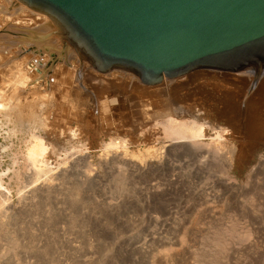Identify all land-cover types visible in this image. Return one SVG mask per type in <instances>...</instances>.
I'll return each instance as SVG.
<instances>
[{
  "label": "rangeland",
  "instance_id": "374dc122",
  "mask_svg": "<svg viewBox=\"0 0 264 264\" xmlns=\"http://www.w3.org/2000/svg\"><path fill=\"white\" fill-rule=\"evenodd\" d=\"M15 11V9L14 13L9 11L8 15L12 14L14 18ZM56 64L58 63L55 62L54 65ZM2 69H0L1 73ZM112 71L130 74L136 78L135 81L140 84L139 86H143L133 72L122 69ZM98 74L97 79L104 75L101 72ZM231 74L216 70H195L183 77L173 79L180 81L179 91L171 90L173 85L170 89L163 90L166 93L163 92L161 95L157 92L164 88L165 80L156 86H143L150 92L154 90L158 96L160 95L159 97L155 96L154 91L153 96L152 93L141 95V88L128 86L126 82L124 84V80L115 83L117 90L114 89L115 84L111 85L112 89L108 87L104 89L98 85L96 76H94L95 81L92 78L88 82L83 75L82 84L84 86L87 82L92 84L95 89L93 92L91 90V97L97 96V101L96 98L93 99L92 105V102L86 104V100L77 101L78 103L73 100L74 104L80 105V102L86 104V106L81 104V108L75 104L77 107L75 109L71 105L72 100L66 102L64 106L66 110L63 109V112L68 111V113L61 112L60 116V113L53 111L51 117L47 116L48 119L45 120L47 124L53 126L52 129H56L54 131L56 136L40 131L47 142L45 153L47 174H50L48 170H52L51 174L53 173L49 175L50 177L57 174V177L56 175L53 177L55 179L48 186V190L46 186L45 189L43 188L48 175L46 173L44 177L41 175L46 171L45 166L42 165L43 168L38 164L36 165L38 168L34 169L35 165L31 167L30 161L26 160V147H30L31 142L29 136L18 131L20 124L14 119L8 122L0 117V192H2L0 195L3 196H0V264H264V99L258 100L255 95L264 80V74L258 76L255 86L252 83L254 76L250 79L247 76L236 77L238 73ZM3 76L1 75L0 78L2 79ZM2 80H0V88L4 86L2 83H6ZM181 84L185 85L184 89V85ZM124 85L126 89L121 88ZM120 89L127 93H122ZM136 89L140 91L137 92ZM133 90H136L137 94ZM102 94L104 98L107 97L106 101ZM122 95L124 96L118 97ZM114 98H117L116 101ZM160 98H164L168 103L175 101L172 108H177L178 104L181 107L187 104L195 105L186 114L178 111L176 115H171V118L202 124L204 136L198 144L189 141L170 143L165 138L158 122L167 117L162 118L161 114L154 116L155 108L152 107L154 103L158 104L162 100ZM177 98H182L184 103ZM114 101L115 105H113ZM105 102L110 104L109 106L107 103L109 110L114 106L113 110L108 111L109 115L106 113L107 117L113 118L112 120L109 118L110 121L108 119L107 123L103 118L105 116L100 112L101 108L106 107ZM97 103L103 105L99 107ZM122 103L124 106L120 105L122 109L119 110V104ZM144 105L146 108L151 106L152 110L147 108L145 112L146 108L142 109ZM94 106L99 107L98 110L95 109L96 107L92 108ZM89 109L93 111L89 112ZM140 110L145 113L153 111V113L151 112V115L147 113L148 117L147 114L145 117ZM97 113H100L98 117ZM152 114L156 117L155 120ZM54 116L59 121L58 124L56 120L53 122ZM89 116L91 119L88 118ZM57 117H61L59 119L64 117L65 120H59ZM230 118L232 124L228 122L231 121ZM123 123L129 126L128 130L123 129L126 128ZM255 123L262 130L255 131L256 133L250 132V127L257 126ZM65 124H68L66 128ZM140 124L143 125L142 128L139 127ZM69 125H71L70 129ZM236 125L241 126L237 128ZM245 125H248V128ZM105 126L109 129H103ZM61 129L66 130L61 133L62 136L59 133L64 130ZM71 129L76 133L78 131L77 134L75 133L77 136ZM238 130L246 132L242 134ZM67 131H71L72 135ZM217 133L219 135L222 133L221 140H218L220 146H216L217 142L212 140ZM112 136L120 139L121 142L111 138ZM53 137L57 139L56 142ZM67 137L72 141H68ZM121 137L128 141H124ZM109 138L114 140L113 143L122 146L118 148H123V154H126L124 163L122 161L117 165L108 164V159H112L111 155L114 151L117 155L114 153L113 157L123 155L118 148L115 150L112 148L113 152L111 148H109L111 151L106 152L108 147L104 150V146L111 143ZM52 142L51 148L49 143ZM150 148H152L150 152H147ZM51 149L58 151L56 154H60L56 155ZM76 150L80 151L77 153ZM108 152L112 153L109 155ZM65 154L69 155L65 156ZM61 159L64 161V168ZM84 159L90 161L91 165ZM76 160L78 164H75ZM80 161H84L86 167L88 164L90 167L93 166L91 170L97 173L98 182L96 180L92 184L91 181L86 182L83 172L90 167L85 168L84 162L82 166ZM74 164L80 170L84 167V171L80 173L82 176L79 175V180L81 179L82 182L76 178L80 170L78 171ZM103 164L108 165L104 168ZM41 168L45 169L44 172L40 170ZM40 171L43 173L38 174ZM63 171L66 172L65 175ZM37 174L42 177H39V182L34 179L38 178ZM65 176L68 178L66 179ZM33 181H36L35 184ZM40 188H43L41 191L44 192L41 193ZM18 190L22 194H18Z\"/></svg>",
  "mask_w": 264,
  "mask_h": 264
},
{
  "label": "water",
  "instance_id": "95a60500",
  "mask_svg": "<svg viewBox=\"0 0 264 264\" xmlns=\"http://www.w3.org/2000/svg\"><path fill=\"white\" fill-rule=\"evenodd\" d=\"M95 70L156 86L192 71L264 72V0H17Z\"/></svg>",
  "mask_w": 264,
  "mask_h": 264
},
{
  "label": "bare ground",
  "instance_id": "6f19581e",
  "mask_svg": "<svg viewBox=\"0 0 264 264\" xmlns=\"http://www.w3.org/2000/svg\"><path fill=\"white\" fill-rule=\"evenodd\" d=\"M16 10L15 11V16H14V18H13V15L11 14V15H8L10 12L9 11H12L11 13H14L13 11H14V9ZM10 9H13V10H10ZM14 22V23H13ZM62 31H61V29H60V27H59V25L57 24V23H55L52 19H49V18H47L46 16H44V15H42V14H40V13H35V12H33V11H31L30 9H27V8H25L24 6H22V5H19V3L16 1V0H0V69L1 68H3L2 69V73L0 72V77H1V75L4 77H2V79L4 80V82H6V83H2L4 86L2 87V88H0V117H2V119L3 120H6V121H8V122H11V120L12 119H14L18 124H20V130H18V131H20V133L21 134H24V135H28L29 136V138H30V147L28 146V147H26L27 149H26V151H27V153H25V154H27L25 157L27 158L26 160H27V162H28V160L30 161L29 163L32 165L31 167H33L34 165V169L35 168H38V166H36V165H38V164H41V166L42 165H44L45 166V169L47 168L46 167V161H45V157H47L46 155H45V153H46V150H47V142L45 141V139L46 138H43L42 136H44V135H42L41 136V134L40 133H42V132H40V131H44V132H46L47 133V135H55L54 133V131H56V129L54 130V129H52V127L50 126V124H47L46 123V121L45 120H47L48 119V117H51V115L53 114L52 112L53 111H55V113H57L58 112V114L60 113V116H61V112H63L64 110H66V109H64V106H66V102H69L70 100H75V102H79V101H84L85 102V100H86V104H89V103H91L92 102V105H93V103H94V101H93V99H95L96 97H94V98H92L91 97V90H92V92H93V89H95L94 87H92V84L90 85V84H88V82H90V80H92V78H93V81H95L94 79V76H96V79H97V76L99 75L98 74V72H96L87 62H86V58H84V56H83V54L82 53H76L74 50H73V48H72V46L70 45V43L69 42H67L65 39H64V37L62 36ZM55 62H57L58 64H56V65H54V63ZM114 71H112V73H110V72H107V74L106 73H104V75H101L100 77H98L99 79H97L98 80V85H100V87H102V88H104V87H108V88H110V89H112V86L116 83H118V82H120L121 80L123 81L124 80V84H125V82H126V85L128 84V86H133V88L135 87H139V89L141 88V95H142V93H143V95H145V94H151L153 91H149L147 88H145V87H143V86H146V85H141V86H139L137 83V81H135L136 80V78L134 77V76H132V75H130V74H126V73H124V72H120V71H115V73H113ZM206 72V71H205ZM100 73V72H99ZM109 73V74H108ZM106 74V75H105ZM195 74V73H194ZM201 74V73H200ZM203 74H204V72H203ZM231 74V73H230ZM263 74H264V72H263ZM83 75H85L86 76V80L88 81L87 83H84V84H86L85 86L82 84V81H81V77L83 76ZM221 75V74H220ZM232 75V74H231ZM236 77H238V76H247V77H250V79H251V77H253L254 76V78H253V80H252V83L254 84H252L253 86H255V84H256V81L255 80H257V79H259V75H257V74H255L254 72H242V73H238L237 75H235ZM183 77V76H182ZM189 77V76H188ZM188 77H186V78H188ZM228 77H229V75H228ZM6 78V79H5ZM218 78V77H217ZM1 78H0V80H2ZM190 79V78H189ZM214 79V78H213ZM250 79H249V81H250ZM2 80V81H3ZM96 80V81H97ZM115 82H114V81ZM165 80V82H164V88L163 89H160V91L159 92H157V94H162L163 92H165L166 90H167V88L168 89H170L173 85H174V87H172V89L171 90H176V89H178V91H179V88H180V85H179V82L180 81H174L173 79V81H169V80H166V79H164ZM181 80V79H180ZM223 80V79H222ZM229 80V79H228ZM236 80V79H235ZM182 81V80H181ZM183 82H184V80H183ZM248 82V81H247ZM1 83V82H0ZM100 83V84H99ZM239 83V82H238ZM258 83H259V81H258ZM116 84H115V90H117L116 88ZM120 84V83H119ZM121 84H122V82H121ZM185 84V83H184ZM184 84H181L182 86L184 85ZM94 85V84H93ZM95 85H96V83H95ZM112 85V86H111ZM126 85H124L123 87L121 86V88H125V86ZM109 86H111V87H109ZM118 86H120V85H118ZM99 87V88H100ZM187 87V86H186ZM98 88V89H99ZM120 88V87H119ZM118 88V89H119ZM127 88V87H126ZM125 88V89H126ZM132 88V89H133ZM185 88V85H184V87H183V89ZM105 89V88H104ZM109 89V90H110ZM124 89V90H125ZM128 89H129V87H128ZM127 89V90H128ZM102 90V89H101ZM109 90H107L108 92H109ZM122 90L123 89H120V91L122 92ZM137 90V89H136ZM136 90H133V91H135L136 92ZM163 90H165V91H163ZM255 90H257V89H254V91ZM138 91H140V90H137V92ZM157 91V90H156ZM103 92V91H102ZM106 92V91H105ZM113 92V91H112ZM123 92H126L127 93V91H123ZM122 92V93H123ZM130 92H131V90H130ZM137 92H136V94H137ZM161 92V93H160ZM168 92V91H167ZM188 92V91H187ZM99 93H100V91H99ZM99 93H97V94H99ZM109 93H111V92H109ZM154 94H155V96H158L156 93H155V91L153 92ZM153 93H152V96H153ZM166 93V92H165ZM169 93V92H168ZM178 93V92H177ZM186 93V92H185ZM223 93V92H222ZM96 94V95H97ZM125 94V93H124ZM133 94V93H132ZM135 94V95H136ZM139 94V95H140ZM251 94V93H250ZM101 95V94H100ZM103 95V94H102ZM104 95H105V93H104ZM104 95H103V98H104ZM111 95V94H110ZM126 96H128L127 94H125ZM134 95V94H133ZM159 95V96H160ZM168 95V94H167ZM166 95V96H167ZM255 95L257 96V99L258 100H261V99H264V80H263V82L260 84V86H259V88H258V90L256 91V93H255ZM112 96V95H111ZM110 96V97H111ZM124 95H122V96H118V97H123ZM158 96V97H159ZM101 98H102V96H100ZM140 97H142V96H139V98ZM101 98H99V99H101ZM103 98H102V100L101 101H103ZM107 98V97H106ZM106 98H104V100L106 101L107 99ZM125 98H127V99H129L128 97H125ZM138 98V97H137ZM143 98V97H142ZM154 98V97H153ZM254 98V97H253ZM253 98H251V100L253 99ZM109 99H112V98H109ZM115 99H117V98H114V100ZM124 99V98H123ZM126 99V100H127ZM151 99V98H150ZM158 99V98H157ZM156 99V100H157ZM162 98H160V100H161ZM177 99H179V98H177ZM182 99V98H181ZM181 99H179V100H181ZM125 100V101H126ZM163 100V101H162ZM161 101H159V103L158 104H156V103H154L153 105L154 106H152L153 108H155V110L153 109V111H154V116H155V114H156V116L157 115H159V114H161L160 115V117H164L165 118V116L167 117V119H161L162 121H159L158 123V126L160 125V127H161V131H162V133H163V135L165 136V138H167L168 139V141L170 142V143H172V142H176V143H179L180 141L182 142V141H189V142H191V143H194V144H198L199 143V140L200 139H202L203 138V125L202 124H198V123H196V121L194 122V121H192V122H186V121H184V120H181V121H178L177 119H175V118H171V115L173 116V114L174 115H176L177 113H178V111H182L181 113L182 114H186L189 110H191L192 108H194L195 107V105L193 106V105H190V104H187V106H178V105H176V107L177 108H172L173 107V104H175V101H174V103H173V101L172 102H165L164 100V98L162 99ZM185 100V99H184ZM243 100V99H242ZM249 100V99H248ZM96 101H97V98H96ZM95 101V102H96ZM116 101V100H115ZM113 102V105H115V103L116 102ZM189 101V100H188ZM77 102V103H78ZM109 103H111L110 101H108ZM107 102V103H108ZM123 102V101H122ZM142 102V101H141ZM184 103V101H182L181 100V103ZM186 102L187 101H185V104H186ZM195 102V101H194ZM7 103V104H6ZM77 103H75L76 104V106H78L79 104H77ZM106 103V102H105ZM107 103H106V107L103 109V108H101V109H99V110H101L100 112H102L103 113V115L105 116V117H103L104 118V121L107 123L108 122V119L110 118V117H107V114L106 113H108V115H109V112L108 111H110V110H113L114 109V106H112L113 108H111L110 110L109 109H107ZM108 103V105L110 106V104ZM126 103V102H125ZM153 103V102H152ZM151 103V104H152ZM192 103V102H191ZM70 104H71V102H70ZM75 104H74V101L72 102V104L71 105H73L74 106V109L75 108H77V107H75ZM81 104H83L82 102H80V105ZM86 104L84 105V106H86ZM98 104V103H97ZM96 104V105H97ZM102 104V103H101ZM103 104H104V101H103ZM102 104V105H103ZM124 103H122V104H119V107H120V105L122 106ZM127 104H128V101H127ZM140 104V103H139ZM192 104H194V103H192ZM195 104H196V102H195ZM79 105V106H80ZM91 105V104H90ZM90 105H88L89 107H90ZM99 105V104H98ZM97 105V106H98ZM102 105H99V107L100 106H102ZM112 105V104H111ZM196 105H199V103L198 104H196ZM78 106V107H79ZM82 106V105H81ZM81 106H80V108H81ZM87 106V107H88ZM97 106H94V107H92V108H95V109H97L98 110V108H97ZM124 106V105H123ZM138 106H140V105H138ZM143 106V105H142ZM146 105H144V107H142V109H144V108H146L145 107ZM86 107V109H88ZM104 107V106H103ZM119 107H118V109H119ZM151 107V106H150ZM149 106L147 107V108H150ZM67 108V107H66ZM72 108V107H71ZM70 108V109H71ZM140 109H141V107H139ZM147 108L145 109V112L147 111ZM64 109V110H63ZM69 109V108H68ZM83 109H84V107H83ZM90 109H91V107H90ZM89 109V112H92L93 111V109H92V111ZM122 108L120 107V109L119 110H121ZM151 109V108H150ZM149 109V110H150ZM118 110V111H119ZM152 110V109H151ZM70 111V110H69ZM95 111V110H94ZM117 111V112H118ZM123 111V110H122ZM126 111V110H125ZM153 111H151L152 113H153ZM167 111H169V112H167ZM71 112H72V109H71ZM73 112H76V111H73ZM99 112V111H98ZM120 112V111H119ZM124 112V111H123ZM143 113L142 115L144 116L145 114H147V113H145L144 111H141L140 110V113ZM151 112H149L148 114L149 115H151ZM52 113V114H51ZM63 113H68V111L67 112H63ZM62 113V114H63ZM79 113H80V116H81V112L79 111ZM95 113H96V111H95ZM111 113H113V112H111ZM115 113V112H114ZM129 113V112H128ZM47 114V115H46ZM85 113H83V115H84ZM100 113H97L96 115H97V117H98V115H99ZM148 114H147V117H148ZM165 114H167V115H165ZM46 115V116H45ZM55 115V114H54ZM57 115V114H56ZM74 114H72V116H73ZM82 115V116H83ZM86 115H88V113L86 114ZM48 116V117H47ZM67 116V115H66ZM101 116V115H100ZM111 116V115H110ZM153 116V114H152V117L154 118V120H155V118L156 117H154ZM170 116V117H169ZM56 116H54V118H55ZM71 117V116H70ZM69 117V118H70ZM75 117V116H74ZM74 117H71V118H74ZM79 117V116H78ZM91 116H89L88 118L89 119H91L90 118ZM94 118L93 119H95V116H93ZM96 117V118H97ZM118 117V116H117ZM145 117H146V115H145ZM177 117V116H176ZM58 118V117H57ZM59 118H61V117H59ZM58 118V119H59ZM63 119H59V120H65L64 119V117H62ZM67 118V117H66ZM84 118V117H83ZM99 118H101V117H99ZM149 118H150V116H149ZM152 118V119H153ZM50 119V118H49ZM68 119V118H67ZM78 119V118H77ZM85 120H86V118H84ZM88 119V120H89ZM111 119V118H110ZM110 119H109V121H110ZM113 119V118H112ZM111 119V120H112ZM158 119V118H157ZM229 119V118H228ZM52 120H54L53 122H55V120L57 121V119L55 118V119H52ZM72 120V119H71ZM76 120V119H75ZM84 120V121H85ZM88 120H87V124L89 123L88 122ZM230 120H231V118H230ZM13 121V120H12ZM68 121V120H67ZM67 121H65V122H67ZM73 121V120H72ZM77 121V120H76ZM80 121V120H79ZM97 121H99V119L97 120ZM104 121H103V123H104ZM117 121V120H116ZM115 121V122H116ZM124 121V120H123ZM48 122V121H47ZM58 122L59 121H57V124H58ZM64 122V123H65ZM75 122V121H74ZM121 122V121H120ZM153 122V121H152ZM161 122V123H160ZM228 122H231V124H232V120L231 121H229L228 120ZM227 122V123H228ZM252 122V121H251ZM250 122V123H251ZM63 123V124H64ZM67 123H69V122H67ZM79 123V122H78ZM81 123V122H80ZM86 123V122H85ZM102 123V124H103ZM111 123V122H110ZM112 123H114V122H112ZM252 123H254V122H252ZM258 123V122H257ZM257 123H255V124H257ZM10 124H12V123H10ZM14 124V123H13ZM18 124H17V126H18ZM52 124V123H51ZM54 124V123H53ZM62 124V122H60V125ZM73 124V123H72ZM115 124V123H114ZM118 124V123H117ZM121 124V123H120ZM124 124V126L125 125H127L126 123H123ZM156 124V123H155ZM155 124H153V125H155ZM230 124V125H231ZM248 124H249V121H248ZM259 125H260V123H258ZM257 124V126L256 125H254V127H250V132H253L254 131V133H256L257 131H260V130H262L260 127H259V125ZM262 124V123H261ZM1 125V124H0ZM16 125V124H15ZM59 125V126H60ZM66 125V124H65ZM68 125V124H67ZM67 125L66 126H64V125H62V126H64L65 128L67 127ZM79 125V124H78ZM78 125H76V127L78 126ZM84 125V124H83ZM104 125H106V124H104ZM108 125V124H107ZM113 125V124H112ZM119 125V124H118ZM117 125V126H118ZM130 125V124H129ZM138 125V124H137ZM141 125V124H140ZM139 125V127H141L142 128V126L143 125H141L140 126ZM229 125V126H230ZM58 125H56V127H57ZM61 126V127H62ZM70 127H69V129L71 128V125H69ZM73 126V125H72ZM156 126H157V124H156ZM237 126V128H239L238 127V125H236ZM248 126V125H247ZM246 125H245V127H247ZM250 126H252V125H250ZM264 126V125H263ZM19 127V126H18ZM75 127V129H77ZM79 127H81V125L79 126ZM108 126H105L103 129H106ZM110 127V126H109ZM122 127V126H121ZM126 128H123L124 130L125 129H127V127H129V126H125ZM138 127V126H137ZM153 127H155V126H153ZM244 127V126H243ZM262 127V126H261ZM16 128V127H15ZM14 128V129H15ZM55 128V127H54ZM60 128V127H59ZM59 128H57V129H59ZM64 128V129H65ZM84 128L85 127H83V130H84ZM113 128V127H112ZM242 128V127H241ZM248 128V127H247ZM19 129V128H18ZM64 129H61V130H64ZM79 129V128H78ZM81 129V128H80ZM109 129V128H108ZM108 129H106V130H108ZM114 129V128H113ZM115 129H121V128H115ZM130 129H132L131 128V126H130ZM244 129V128H243ZM66 130H68V128L66 129ZM66 130H64V131H60V133H59V131H58V133L62 136V132H65ZM72 131L74 130V129H71ZM82 130V131H83ZM117 130V131H118ZM128 130V129H127ZM141 130V129H140ZM213 130H214V128H213ZM233 130H234V127H233ZM244 130H247V129H244ZM12 131V130H11ZM10 131V132H11ZM116 131V132H117ZM123 131V130H122ZM129 131H131V130H129ZM220 131H221V129H220ZM219 131V132H220ZM236 131V130H235ZM238 131H240V130H238ZM249 131V130H248ZM256 131V132H255ZM17 132V131H16ZM43 132V133H44ZM68 132V131H67ZM66 132V133H67ZM71 132V131H70ZM70 132H68V133H70ZM121 132V131H120ZM119 132V133H120ZM125 132V131H124ZM128 132V131H127ZM134 132H135V130H134ZM137 132H138V130H137ZM136 132V133H137ZM140 132V131H139ZM138 132V133H139ZM142 132V131H141ZM216 132H218V131H216ZM222 132V131H221ZM234 132V131H233ZM240 132H242V131H240ZM244 133L246 132V131H243ZM243 132H242V134H243ZM12 133V132H11ZM66 133H64V134H66ZM76 132H74L73 131V134L74 135H76L77 133H78V131H77V133L75 134ZM101 133V132H100ZM118 133V132H117ZM117 133H115V135L117 134ZM143 133V132H142ZM142 133H141V135H142ZM235 133V132H234ZM237 133V132H236ZM13 134H15L14 132H13ZM57 134V133H56ZM63 134V135H64ZM71 135H72V133H70ZM85 134V133H84ZM123 134V133H122ZM140 134V133H139ZM222 133H220V135H221ZM58 135V134H57ZM79 135H80V133H79ZM114 135V136H115ZM121 135V134H120ZM120 135H119V137H120ZM138 135V134H137ZM218 133L215 135L216 137L213 139L212 138V140L216 143H214L216 146H220V144H219V142H218V140L221 138V136H220ZM23 136V135H22ZM56 136V135H55ZM60 136V137H61ZM67 136V135H66ZM77 136V135H76ZM82 136V135H81ZM114 136H112L111 138H115ZM116 136H118V135H116ZM122 136V135H121ZM127 136V135H126ZM45 137V136H44ZM65 137V136H64ZM68 137H70V135H68ZM67 137V138H68ZM86 137V136H85ZM124 137V136H123ZM123 137H121V138H123ZM214 137V136H213ZM29 138H28V140H29ZM47 138H48V136H47ZM50 138H52V137H49V139ZM54 138V137H53ZM58 138H59V136H58ZM63 138V137H62ZM66 138V139H67ZM70 138H74L73 136H71ZM77 138V137H76ZM111 138H109L110 139V141H111V143H108V144H106L103 148H104V150L108 147V149L106 150V152L108 151V150H110L109 148H111V150H112V152H113V149L112 148H114V150H115V148H118V147H122V146H118V144L115 142V143H113L112 142V140H111ZM125 138V137H124ZM123 138V139H124ZM49 139H48V141H49ZM56 138H54V141L56 142L57 141V139L55 140ZM61 139V138H60ZM65 139V138H64ZM79 139V138H78ZM115 139H117V138H115ZM134 139V138H133ZM63 140V139H62ZM61 140V141H62ZM71 140V139H70ZM69 140V138H68V141H70ZM118 141H120L121 142V140L120 139H117ZM126 139H124V141H125ZM221 140V139H220ZM27 141V140H26ZM25 141V142H26ZM72 141V140H71ZM87 141V140H86ZM109 141V142H110ZM114 141V140H113ZM126 141H128V139L126 140ZM28 142V141H27ZM63 142V141H62ZM61 142V143H62ZM82 142V141H81ZM131 142V141H130ZM129 142V143H130ZM60 143V142H59ZM64 143V142H63ZM71 143V142H70ZM123 143V142H122ZM122 143H120V144H122ZM27 144V143H26ZM49 144H51V148H52V146H53V142L52 143H49ZM67 145H68V142L66 143ZM85 144V143H84ZM126 143H124V145H125ZM56 145V144H55ZM83 145V144H82ZM127 145V144H126ZM48 146H50V145H48ZM57 146V145H56ZM66 146V145H65ZM55 147V146H54ZM68 147H69V145H68ZM73 147V146H72ZM125 147V149H126V146H124ZM71 148V147H70ZM161 148V147H160ZM163 148V147H162ZM161 148V149H162ZM49 149V148H48ZM55 150L57 149L56 147L54 148ZM61 149V148H60ZM60 149H59V151H60ZM64 149V148H63ZM67 149V148H66ZM123 149V148H122ZM122 149L120 148H118V150L120 151L121 150V153L123 154L124 152L122 151ZM152 148H150V149H148L147 150V152H150V150H151ZM161 149H160V151H161ZM52 150V149H51ZM55 150H52V151H54L55 152ZM68 150H69V148H68ZM83 150H85L84 149V147H83ZM110 150V151H111ZM117 150V149H116ZM118 150H117V152H118ZM51 151V152H52ZM77 151V150H76ZM75 151V152H76ZM80 151V150H79ZM79 151H77V153L79 152ZM126 151H127V149H126ZM159 151V150H158ZM47 152H49V151H47ZM58 152V151H57ZM57 152H55V154L57 153ZM64 152H66V151H64ZM64 152H63V154H64ZM70 152H72V151H70ZM82 152H84V151H82ZM111 152V153H112ZM66 153H68V152H66ZM105 153V152H104ZM110 152H108V154H109ZM110 153V154H111ZM114 153L116 154V151H114ZM114 153H113V155H114ZM157 153V152H156ZM51 154V153H50ZM54 154V153H53ZM60 154V153H59ZM59 154H56V155H59ZM73 153H71V155H72ZM74 154H76V153H74ZM84 154H86V151H85V153ZM107 153L105 154V156L106 155H108ZM109 154V155H110ZM149 154V153H148ZM147 154V155H148ZM152 154V153H151ZM45 155V156H44ZM56 155H54V156H56ZM69 155V154H68ZM67 154H65V156H68ZM77 155V154H76ZM80 155V154H79ZM83 155V154H82ZM104 155V154H103ZM113 155H111V158L112 159H108V157L106 158L105 156V158H106V161H107V159H108V164H115V165H117V163H120V162H122L125 158H127L126 157V154H123V155H121V156H114L113 157ZM118 155H119V153H118ZM133 155V154H132ZM160 155V154H159ZM143 156V155H142ZM24 157V156H23ZM71 157V156H70ZM79 158L81 157V155L80 156H78ZM88 157V156H87ZM101 157V156H100ZM104 157H103V159H104ZM110 157V156H109ZM128 157H130V156H128ZM49 158V157H48ZM52 158V157H51ZM66 158V157H65ZM65 158H63V159H65ZM74 158V157H73ZM84 158V157H83ZM102 158V157H101ZM159 158V157H158ZM160 158H161V156H160ZM66 159H68V157L66 158ZM75 159V158H74ZM73 159V160H74ZM77 159V158H76ZM82 159V158H81ZM23 160H25V158L23 159ZM62 160V159H61ZM69 160H71V159H69ZM83 160V159H82ZM85 160H87V159H84V161ZM102 160V159H101ZM126 160V159H125ZM140 161L142 160V158L141 159H139ZM20 161H22V160H20ZM45 161V162H44ZM63 161V160H62ZM61 161V162H62ZM66 161V160H65ZM68 161V160H67ZM77 161L78 160H76L75 162V164H78L77 163ZM83 161V162H84ZM88 161V160H87ZM106 161H105V159H104V164L106 163ZM130 161V160H129ZM228 161H230V160H228ZM16 162H17V160H16ZM83 162L82 161H80V163H82V166H84L83 165ZM90 161H88V163H89ZM125 161H123V163H124ZM131 162V161H130ZM73 163V162H72ZM71 163V164H72ZM103 163V162H102ZM127 163V162H126ZM29 164V165H30ZM62 164V166L64 165V161L61 163ZM74 164V166H76ZM84 164H85V168H88V167H90L89 166V164L87 165L88 167H86V163L84 162ZM104 164H103V167L105 168L106 166H104ZM121 164V163H120ZM130 164V163H129ZM134 164V163H133ZM66 165V164H65ZM73 165V164H72ZM91 165V164H90ZM114 165V166H115ZM119 165V164H118ZM122 165H124V164H122ZM227 165V164H226ZM225 165V166H226ZM40 166V167H41ZM73 166V167H74ZM80 166V165H79ZM101 166V165H100ZM113 166V165H112ZM127 166V165H126ZM135 166V165H134ZM43 167V166H42ZM67 167V166H66ZM69 167H71V166H69ZM77 167V166H76ZM93 167V166H92ZM92 167H90L89 168V170H87V169H85V171L86 172H83V175H85V177H86V182H88L89 183V181H91L90 183L92 184V182H94L97 178H98V176L96 175L97 173H93V171L91 170V169H93ZM109 167V166H108ZM116 167V166H115ZM44 168V167H43ZM62 168V167H61ZM63 168H64V166H63ZM68 168V167H67ZM72 168V167H71ZM110 168H112V167H110ZM45 169H43V170H45ZM73 169V168H72ZM71 169V170H72ZM40 170H42V168L40 169ZM42 170V171H43ZM65 170V169H64ZM69 170V169H68ZM74 170V169H73ZM77 170L79 171L80 170V168L78 169V167H77ZM83 171H84V167H83V169H82ZM82 170H80V172H79V174L77 175L76 174V168H75V174L77 175V177L76 178H78L77 180H79V178H80V176L79 175H81L82 176V174H80L81 172H82ZM106 170V169H105ZM112 170V169H111ZM33 171H36V170H33ZM42 171H40V172H38V174H40V173H43ZM66 171V170H65ZM70 171V170H69ZM96 171V170H95ZM100 171V170H99ZM107 171V170H106ZM114 171V170H113ZM48 172H50V174H51V172H52V170L51 171H49L48 170ZM74 172H73V174H74ZM47 174V169H46V171L43 173V174H41L42 175V177H44L45 175L44 174ZM62 173V172H61ZM61 173H59L60 175H61ZM63 173H64V175H65V173L66 172H64L63 171ZM110 173V172H109ZM38 174H37V177L38 178H34V179H37V182H39L38 180H40V178L39 177H41V176H38ZM50 174H47L46 176H47V179H45V183L43 184V188H44V186H46V188H47V190L49 189L48 188V186H50L51 184H52V182L54 181V179L55 178H53V177H55V175H56V177H57V174H55L53 177H50L49 175ZM53 174V173H52ZM51 174V175H52ZM67 174L68 175H70L69 174V172H67ZM35 175V174H34ZM44 175V176H43ZM67 175V176H68ZM75 175V176H76ZM111 175V174H110ZM110 175H108L109 177H110ZM72 176V175H71ZM107 176V175H106ZM32 177H34V176H32ZM35 177H36V175H35ZM41 177V178H42ZM49 177V178H48ZM59 177V176H58ZM64 177V176H63ZM68 177H70V176H68ZM67 177V178H68ZM84 177V176H83ZM46 178V177H45ZM60 178H62V176L60 177ZM59 178V179H60ZM65 178H66V176H65ZM64 178V179H65ZM66 178V179H67ZM74 178V177H73ZM105 178V177H104ZM31 179H33V178H31ZM33 179V180H34ZM44 179V178H43ZM71 179V178H70ZM69 179V180H70ZM85 179V178H84ZM103 179V178H102ZM58 180V179H57ZM56 180V181H57ZM71 180H73V179H71ZM98 180V179H97ZM96 180V182H98ZM32 181V180H31ZM30 181V182H31ZM59 181V180H58ZM57 181V182H58ZM79 181H81V179L79 180ZM34 182V181H33ZM36 182V181H35ZM35 182H34V184H35ZM41 183L43 182V180H41L40 181ZM82 182V181H81ZM102 182V181H101ZM104 182V181H103ZM41 183H40V185H41ZM76 183H78V182H76ZM80 183V182H79ZM36 186V185H35ZM34 186V187H35ZM82 186V185H81ZM34 187H32V188H34ZM42 187V186H41ZM1 188V187H0ZM31 188V189H32ZM42 188V189H43ZM24 189V188H23ZM31 189H29V190H31ZM41 188L39 189L40 191L42 190ZM45 189V188H44ZM79 189V188H78ZM78 189H77V191H78ZM25 190V189H24ZM47 190H46V192H47ZM27 192H28V190H26ZM37 191H38V188H37ZM23 192V191H22ZM26 192V193H27ZM36 192V191H35ZM42 192H44V191H41V193ZM2 192H0V194H1ZM19 193H21L19 190H18V194ZM38 193H39V191H38ZM77 193H79V192H77ZM22 194V193H21ZM20 194V195H21ZM3 195V194H2ZM27 195H28V193H27ZM1 196V195H0ZM21 196H23V195H21ZM24 196H26V195H24ZM32 196H34V195H32ZM1 197H3V196H1Z\"/></svg>",
  "mask_w": 264,
  "mask_h": 264
}]
</instances>
